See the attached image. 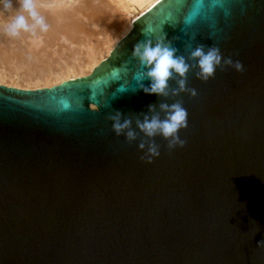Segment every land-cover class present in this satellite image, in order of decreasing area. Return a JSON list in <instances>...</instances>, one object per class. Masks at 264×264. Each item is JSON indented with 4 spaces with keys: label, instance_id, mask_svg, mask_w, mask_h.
I'll return each instance as SVG.
<instances>
[{
    "label": "water",
    "instance_id": "1",
    "mask_svg": "<svg viewBox=\"0 0 264 264\" xmlns=\"http://www.w3.org/2000/svg\"><path fill=\"white\" fill-rule=\"evenodd\" d=\"M223 3L228 15L186 28L165 23L182 14L179 0H158L89 73L36 88L0 83V264H264V0ZM160 24L193 65L187 87L197 96L138 90L109 94L110 108L92 98L114 67L141 70L133 45L150 38L143 27ZM200 45L219 47L243 72L218 68L199 80L190 52ZM177 101L188 111L186 144L169 149L136 120L164 119L160 105ZM115 111L136 140L113 131ZM153 140L160 156L148 163L139 143Z\"/></svg>",
    "mask_w": 264,
    "mask_h": 264
},
{
    "label": "clouds",
    "instance_id": "2",
    "mask_svg": "<svg viewBox=\"0 0 264 264\" xmlns=\"http://www.w3.org/2000/svg\"><path fill=\"white\" fill-rule=\"evenodd\" d=\"M14 3L19 7L14 8ZM184 9L181 15L170 14L165 23H171L173 27L183 24L186 28H192L202 18L208 17L217 10L223 11L225 15L229 12L225 8L223 0H179ZM0 14L10 18L3 31L7 36L18 37L21 33H28L32 37H38L40 33L49 30L46 18L38 11L36 0H0ZM142 35L150 37L141 40L133 45L132 58L138 61L140 71L132 72L127 62L118 67H114L107 77L97 79L91 86L92 98L100 97L105 108L111 107V100L131 92L135 94L138 90L145 93L159 96H179L182 92H190L191 96H197L195 89L187 87V74L193 67L186 62V58L177 55L178 50L173 47L172 41L168 39L167 33L163 31V24L148 25L141 29ZM187 35L188 32H185ZM194 38V37H193ZM191 48V45H186ZM190 58L197 61L195 65L199 71L196 76L199 80L208 81L215 77L218 68L232 67L238 72H243L244 66L239 61H234L231 56L225 57L220 48L213 46L205 51V47L200 45L191 50ZM147 69V71H144ZM180 77L177 81L179 87L170 89L169 81L173 74ZM131 79H127V77ZM149 79L150 87H145L143 81ZM122 81L119 87L109 93L112 85ZM134 82V83H133ZM109 94L111 100H109ZM64 108H70L67 100L62 101ZM95 110H100L97 103L90 104ZM160 108L166 112V118L160 119L158 115L149 117L145 115L143 120H136L137 127L149 138L157 135L168 141V148L174 149L177 146L184 147L186 140L181 139V130L188 128V111L183 107L181 101L172 104H161ZM150 111H154V106H149ZM113 122L112 128L117 136L124 135L128 142L137 139L136 132L131 128L132 121L124 119L120 111H115L107 117ZM139 149L144 151L141 159L148 163L153 162V158L160 156L159 145L154 140L149 144L139 143Z\"/></svg>",
    "mask_w": 264,
    "mask_h": 264
},
{
    "label": "bare ground",
    "instance_id": "3",
    "mask_svg": "<svg viewBox=\"0 0 264 264\" xmlns=\"http://www.w3.org/2000/svg\"><path fill=\"white\" fill-rule=\"evenodd\" d=\"M157 1L36 0L37 9L46 18L49 30L38 34V37H32L28 33H21L18 37L8 36L10 45L6 43V46H0V56H5L8 62H14L17 69L18 65L26 66L27 71L25 68L24 73L19 74L16 70L19 77H15L11 67L9 70L0 69V82H7L6 78L9 77L14 80L13 84H19L26 80L50 76L57 73L56 71L70 73L76 67L92 70L101 58L109 54L119 39L130 31L134 19ZM17 5L14 3L18 9ZM89 25L99 27L98 34L102 32L106 37L93 42L90 35L94 32L88 28ZM107 28L113 31L111 36L107 35ZM28 38L30 41L26 42ZM83 43H86V50H82L88 58L85 61H77L75 56ZM65 56H68L70 62L65 61L62 65L57 59L62 60Z\"/></svg>",
    "mask_w": 264,
    "mask_h": 264
},
{
    "label": "rangeland",
    "instance_id": "4",
    "mask_svg": "<svg viewBox=\"0 0 264 264\" xmlns=\"http://www.w3.org/2000/svg\"><path fill=\"white\" fill-rule=\"evenodd\" d=\"M14 7L17 8L16 6H14ZM9 20H10V18L8 16L3 15V14H0V46H6V43H8V45H10V43L7 41L8 36H6V34L4 33V31L2 30V29H4V27H6L7 23L9 22ZM88 28L89 29L91 28V30L93 29L94 34L90 35V38H92L91 40L93 42H96L97 41L96 39L103 38V36L106 37V34H103L102 32H101L102 34L101 33L98 34V32L100 30L99 27H96L95 25H92V26L89 25ZM108 30H109V32H108ZM107 33H108L107 35H110L111 36L112 33H113V31L110 28L109 29L107 28ZM2 35H4V36H2ZM5 37H7V38H5ZM29 41H30V39L28 38L26 40V42H29ZM78 44H80V43H78ZM85 44L86 43H83V46H80L79 47V52L75 56V58H76L77 61H85L88 58V56L86 55V53L83 52V50L84 51L86 50V46H84ZM102 59L103 58H101L100 61ZM58 60H59V62L62 65H63V63L65 61L66 62H70L68 56H65L64 59H62V60L61 59H57V61ZM6 62H8L6 60V57L5 56H0V67H1L0 69H2V70H9L10 69L9 67H11V71L14 72V76L15 77H19V75H17V71L19 72V74L24 73L25 68H26L25 71H27V67L24 66V65H23V67H21V65H18L19 68L17 69L15 67L16 65H15L14 62H12V63L11 62L6 63ZM4 65H6V66H4ZM56 66H58V64ZM90 71H91V69H89L87 67H84V68H77L76 67V69L74 68V70L72 72H70V73H68L69 71H61V72L56 71L57 73H54V74H52L50 76H43L42 78H39L38 80L37 79H35V80H26L24 82H20L19 84H13L12 82H14V80L13 79H9V77H8V78H6L7 82L6 81H3V82H0V83L6 84V85H11V86H16V87H20V88H36V87L50 86L52 84H56V83H58V82H60L62 80L68 79V78H73V77H76V76H80V75H83V74H87Z\"/></svg>",
    "mask_w": 264,
    "mask_h": 264
}]
</instances>
